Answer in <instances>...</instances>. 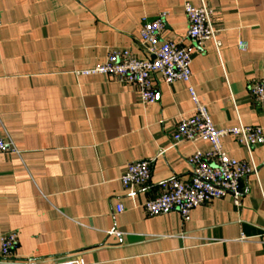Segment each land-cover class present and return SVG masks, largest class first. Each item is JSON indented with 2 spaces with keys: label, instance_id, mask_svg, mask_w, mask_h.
<instances>
[{
  "label": "crops",
  "instance_id": "crops-1",
  "mask_svg": "<svg viewBox=\"0 0 264 264\" xmlns=\"http://www.w3.org/2000/svg\"><path fill=\"white\" fill-rule=\"evenodd\" d=\"M203 2L219 51L187 36L185 5ZM0 13V137L18 151L0 155V239H19L9 261L0 246V264H264V145L253 149L259 174L243 180L240 207L226 195L187 222L143 208L162 182L192 180L189 158L211 148L174 144L181 117L195 113L190 87L218 129L264 127L249 92L264 80V0H0ZM162 13L161 41L193 54L190 83L155 75L157 101L144 105L133 86L78 74L114 49L151 58L140 31ZM222 144L249 158L233 137ZM140 161H153L152 174L131 196L121 179Z\"/></svg>",
  "mask_w": 264,
  "mask_h": 264
},
{
  "label": "built area",
  "instance_id": "built-area-1",
  "mask_svg": "<svg viewBox=\"0 0 264 264\" xmlns=\"http://www.w3.org/2000/svg\"><path fill=\"white\" fill-rule=\"evenodd\" d=\"M188 20V38L201 49L206 42H212L216 50L222 46L218 39L219 31L212 22L213 11L203 2L201 7L185 5ZM167 13L157 19H143L140 36L151 58L142 60L128 49L112 50L107 60L92 69L84 70L79 75H107L117 79L121 84L137 89L139 99L144 105L157 101V91L153 82L155 75H161L165 83L172 85L178 81L190 83L193 54L188 47L173 42H162L160 35L165 28ZM2 15L0 13V27ZM243 48V43L240 44ZM189 92L195 104L192 116H182L173 135L174 144L181 142L206 141L211 145L207 151H196L188 160L193 169V178L185 181L174 178L160 185V193L151 201L144 203L143 208L149 216L167 215L177 212L184 222L190 220L191 212L205 204L232 197L233 204L241 206V184L248 176L257 177L259 168L252 157L253 149L264 145V127L240 124L231 129H218L212 122L209 110L197 98L193 87ZM253 101L264 109V80H254L249 85ZM231 136L244 148L249 158L237 160L225 152L222 139ZM18 153L13 141L0 137V155ZM153 161L132 162L127 165L121 182L131 196L136 189L144 187L150 181ZM117 211H123L122 206ZM120 235V234H118ZM245 239V238H244ZM19 245L18 235L8 233L1 236V256L5 261L12 259ZM58 264H78L73 260Z\"/></svg>",
  "mask_w": 264,
  "mask_h": 264
}]
</instances>
